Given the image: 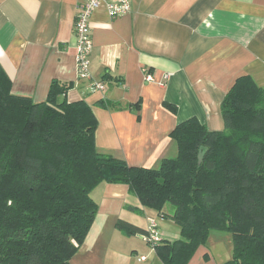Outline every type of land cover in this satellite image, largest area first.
Returning a JSON list of instances; mask_svg holds the SVG:
<instances>
[{"label":"crops","instance_id":"0c3cea01","mask_svg":"<svg viewBox=\"0 0 264 264\" xmlns=\"http://www.w3.org/2000/svg\"><path fill=\"white\" fill-rule=\"evenodd\" d=\"M129 3V11L116 17L104 4L92 13L90 78L79 79L76 0H0V65L11 92L34 101L45 100L53 80L72 83L64 97L91 107L97 151L155 168L177 154L169 136L176 123L194 116L209 130L223 129L220 104L237 76L250 75L264 88V0ZM98 81L102 90L91 87ZM137 101L138 107H127ZM91 193L98 208L72 264H163L144 236L139 234L145 247L138 246V234L128 236L114 224L120 218L147 229L149 219L161 216L157 234L172 241L179 238L173 210L164 207L158 214L140 206L124 183L103 182ZM163 221L176 224L175 231L162 228ZM212 236L211 231L186 264H220L231 257L226 235Z\"/></svg>","mask_w":264,"mask_h":264},{"label":"trees","instance_id":"16d2710c","mask_svg":"<svg viewBox=\"0 0 264 264\" xmlns=\"http://www.w3.org/2000/svg\"><path fill=\"white\" fill-rule=\"evenodd\" d=\"M71 84L53 80L45 100L34 101L11 92L0 65V264H72L98 208L91 192L103 182L126 184L158 214L173 206L179 238L146 242L163 264H186L213 230L232 238L220 264H264L263 87L237 76L220 104L223 129L194 116L176 123L169 136L177 154L151 168L97 151V119L84 100H66ZM114 226L147 234L120 218Z\"/></svg>","mask_w":264,"mask_h":264},{"label":"built area","instance_id":"2783aa9c","mask_svg":"<svg viewBox=\"0 0 264 264\" xmlns=\"http://www.w3.org/2000/svg\"><path fill=\"white\" fill-rule=\"evenodd\" d=\"M101 4H104L110 17H116L126 13L130 9L129 0H76V13L73 18V32L76 38V69L79 79H89L90 54L92 42L90 35V21L94 10ZM146 80L151 79V75L145 76ZM93 89L102 90L104 85L102 81L91 84ZM146 242L154 245L160 240L156 232V223L149 219L147 234L144 236ZM145 257L140 256L143 260Z\"/></svg>","mask_w":264,"mask_h":264},{"label":"rangeland","instance_id":"374dc122","mask_svg":"<svg viewBox=\"0 0 264 264\" xmlns=\"http://www.w3.org/2000/svg\"><path fill=\"white\" fill-rule=\"evenodd\" d=\"M91 196H92V193H91ZM170 210V211H168V212H171V210H173V206L170 204V203H166L165 204V210ZM137 218H138V216H137ZM162 217L161 216H155V217H152L151 219H153L155 222H156V225H157V221H159L160 219H161ZM162 220V219H161ZM135 222H139V221H135ZM142 222H144V221H140L139 223H141V224H143ZM160 225L162 226V228H164V229H166V228H168V230H171V231H175L174 229H175V227H176V224H173V223H171V222H169V221H163V222H160ZM156 231H157V233L158 234H160L159 233V231H158V227L156 228ZM212 233H214V236H212V239H214L216 236H224V235H226L225 236V240L227 241L226 242V246H228V248H230V251H232V238H231V234H229L228 232H226V231H217V230H213L212 231ZM217 233H219V234H217ZM137 239L140 241V243H142V244H138V246H143V247H145V242L142 240V236H140L139 234H138V237H137ZM228 240H229V244H230V246L228 245ZM215 241V240H214ZM219 243H217V246H216V248H219ZM221 246H222V244H221ZM146 247H148L149 249H150V247L149 246H146Z\"/></svg>","mask_w":264,"mask_h":264},{"label":"water","instance_id":"95a60500","mask_svg":"<svg viewBox=\"0 0 264 264\" xmlns=\"http://www.w3.org/2000/svg\"><path fill=\"white\" fill-rule=\"evenodd\" d=\"M204 150H205V148H202V151H200V152L198 153V162L201 161L202 156H203V151H204Z\"/></svg>","mask_w":264,"mask_h":264}]
</instances>
